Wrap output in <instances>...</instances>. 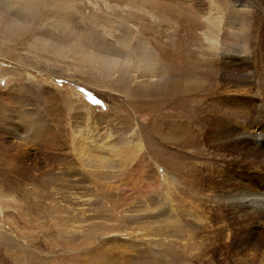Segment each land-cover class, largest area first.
Returning <instances> with one entry per match:
<instances>
[{
  "label": "rangeland",
  "instance_id": "rangeland-1",
  "mask_svg": "<svg viewBox=\"0 0 264 264\" xmlns=\"http://www.w3.org/2000/svg\"><path fill=\"white\" fill-rule=\"evenodd\" d=\"M16 1L21 5L22 0ZM4 3L0 0V10L8 12L13 8ZM204 3L207 0H38L35 9L25 8L16 12L24 23L23 27L28 28L25 44L20 45L19 42L17 49L13 44L7 48V42L1 38L15 43L23 33L12 38L0 31V156L9 158L12 155L10 159H3L10 164L4 165L0 173V264L264 262V217L227 209L220 211L214 203L202 207L207 227L205 224H190L191 219L187 215L189 191H194L203 200L205 195L218 197L241 186L237 183L238 169L250 163L249 158L254 151L251 143L257 145L258 140L253 141L251 137L244 144L232 137L248 133L249 127H239L234 121H220L210 139H206L210 152L222 147L230 157L243 159L239 167L237 162V166L230 170V176L223 168L224 163H219L212 171L205 173L198 170L189 178L188 161L179 158L173 161L174 145L164 143V140H160L159 145L156 143L157 132L153 131L156 121H169L179 115L180 110L186 113L185 105L164 107L163 102L159 107L162 101L151 99L154 94H149L157 89L156 86L139 100L132 92L126 99L125 90L105 85L106 81L99 82L103 77L93 64L94 50L99 46L97 41L107 43L112 39L106 26L122 25L135 31L137 37L134 39L131 36L132 41L128 45L133 46L137 44V39L142 40L151 61L156 56L169 65L170 71L185 69L192 72L193 79L200 81V88L193 93L199 96L216 95L223 92L224 87L234 91L236 88L220 76L232 78L228 71L238 75L237 64L232 63L235 60L228 54L219 56L211 52L201 33L199 9L204 8ZM33 13L34 16H31ZM37 34L48 41L44 48L41 42L33 41ZM31 44L33 51L27 47ZM122 46L123 43L113 42L112 47H107L119 51L117 48ZM172 55H175L174 58ZM221 56L229 62H221ZM248 57L245 71L249 70L247 78H252L251 50ZM211 60L220 63L215 64V71H210L208 63ZM167 74L162 78L166 83L173 79L171 75L174 73ZM249 84L250 80L248 89ZM86 93L99 100L100 104H92ZM161 99L167 100L164 97ZM132 100L138 103L134 106ZM167 101L173 103L176 100ZM149 103L152 108L148 107ZM161 109L165 110L161 113L163 119L154 120L153 117ZM223 124L228 131L225 135L219 133ZM45 127L48 130L43 137L36 139L38 136L35 133ZM88 130L98 138L104 135L126 143L132 155L128 165L114 168L115 164H106L101 154L95 156L97 160L101 158L96 167L79 164L75 158L69 160L73 155L72 151L69 152L71 140L78 133L83 137ZM228 135L231 141L224 144L225 149L219 143L229 138ZM163 147H167L169 152ZM65 154L67 159L63 157ZM49 174L59 175L63 185L80 190L83 198L88 199L81 213L85 220L80 222L78 231L68 229L61 210L53 207L57 199L52 194L55 187L50 188L47 184ZM162 176L167 180L164 185L168 190L162 185ZM262 181L263 178L258 184L254 181L249 186L256 185L260 189ZM172 208L175 209L180 231L171 236L170 243L165 244L166 249L157 247L161 214L164 215V211L170 213ZM171 212L174 213L173 210ZM162 226V231L166 232L164 224ZM191 227L197 229L194 237L200 247L197 260H191L189 254ZM141 238L151 240V245L150 241L143 243ZM204 244H208L210 253L203 254L201 247Z\"/></svg>",
  "mask_w": 264,
  "mask_h": 264
},
{
  "label": "bare ground",
  "instance_id": "bare-ground-1",
  "mask_svg": "<svg viewBox=\"0 0 264 264\" xmlns=\"http://www.w3.org/2000/svg\"><path fill=\"white\" fill-rule=\"evenodd\" d=\"M3 1L8 7H13V10L11 8L9 9L10 11L8 10V12L5 11V9L0 10L1 34L2 32H6L12 38L13 36L19 35L21 32L23 34L20 35L19 38H16L15 43L12 40H7L6 38L1 39L7 42V48L10 46V44H13L15 46L14 48L17 49L19 42L20 45L27 42V40H25V32L28 31V28L23 27L24 23L17 17L16 12H22L25 8H30V10L35 9L34 7L38 0H35V2H32V0H22L21 5L17 3L16 0ZM10 2L12 3V5L9 6ZM159 4L161 5L162 3ZM18 6L21 8H17ZM203 6L204 8L202 10L199 9V19L201 21V33L208 43V49L211 50V52L219 54V56L222 53H224L225 55L228 54L229 57L231 56L232 59L236 61L235 63V61L232 62L230 60V62H232L233 64H237L236 66H234L238 68V75L235 76V74H233L234 72L232 73L228 71L229 75L232 74V78H224L225 76H220V78L225 80V82L227 81L228 83H230V86L232 88H236L235 90L232 89L234 91L227 90L223 86V92L216 95H211L210 93L208 96H199V94L193 93L200 88V81H198L197 79H193L194 77L192 72L185 69H176L175 71H170L169 65H166V63L162 59L156 58V56L151 61L150 57L147 56L148 50L146 49V45L142 40L137 39V44H133V46L128 45L129 41L131 40V36L134 37V39L137 37L135 36V31L130 30L122 25L118 27H109L108 25V27L106 26V28L109 29L107 34L109 36H112V39L107 43H104V41H97V44L99 45L98 47H100V49H98L97 47V49L94 50L93 64L95 70L100 74L101 77H103L100 78L99 82L106 81L105 85L119 87L121 90H125L126 93L124 92V95L126 96V99L130 98L129 94L131 95L132 92V94L139 100L141 96H144L145 93L150 91L149 89L151 87L156 86L157 89H155V91L149 92V94H154L153 98L151 99L162 101L159 107L163 105V102H165L164 107L171 106L173 108H178V105L180 104H183V106L185 105L184 110L186 111V113H182L180 110V114L173 116L170 119L171 121H166L167 119L156 121V125L153 131H156L158 135L156 137V143L160 145V140H164V143L169 142V144L174 145L175 150H172L171 154V158L173 161H177L178 158V160L181 161H188V167L190 168L189 178L194 176V174L198 170L205 171V173L208 171L210 172L214 169V167H216V165H219V163H224L223 168L225 167V171L228 172L227 174L228 176H230L232 173H230V170L234 166H237V162L239 163V167L240 162H242L243 159H238V157H230V155H227L223 151L222 147H218V150L215 152H210L209 149L211 147H208L206 141L210 139L214 132V128L216 126H219L220 121H222L223 123H225V121H234L239 127H249L248 133H244L242 135L238 134L239 136L235 135V137H232L234 140L239 139L241 143L248 142L247 140L251 137L253 141L254 139L258 140L257 145L251 143V147L254 151L252 153V157L249 158L250 163L241 165L238 169L240 173L237 183H240L241 186L236 190L233 189L232 191L223 194L222 196L216 197L212 195L209 197V195H205V198H203V200H201L198 194H196L194 191H189L188 193L189 207L187 215L189 216V219H191L190 224H205V227H207L208 225L205 222L206 220L203 219L202 207H205L206 204L207 206H210L211 203H214L216 206H218L220 211L227 209L231 210V212L234 213H249L254 217H264V149H262L264 148V0H207V3H204ZM31 16H34V13ZM64 17L65 15L62 16V18ZM35 40H37V42H41L42 48H44L46 46V43L48 42L46 38L38 34L36 35V37H34L33 41L35 42ZM113 42L115 44L123 43L124 46H122V48L125 49L122 50V48H117L119 51H114L108 48L107 46H113ZM28 46L30 50L33 51V45H27V47ZM170 46L171 45H169L168 47ZM249 50L252 51V78H247L250 71L247 69L245 71V68L247 67L246 63L249 62L247 59ZM217 60H222L221 62H229L224 59V56H221L220 60L217 58ZM208 64L211 68L210 71H213L212 69H214L215 71L216 68H214V66L215 64H218V62L216 63V61H214L213 63V61L211 60ZM167 73L174 74L171 75L173 76V79H170L171 81H168L166 83V80L162 78ZM223 73H221V75H223ZM249 80L251 81V85L249 84L250 88L248 89L247 84L249 83ZM131 86H136L137 88L134 89ZM163 97L167 98V100L170 99L176 101H174L173 103H170L167 100L163 101V99H161ZM137 103L138 101L132 102L134 106ZM148 107L152 108L151 103L148 104ZM175 110L176 109H174L173 111ZM164 111L165 110L161 109V112L156 113L157 115L153 117V119L155 120L157 118H162L163 116H161V113H163ZM220 127L222 129H219V133L225 135L228 131L225 128L224 124ZM47 130L48 128L45 127L44 130L35 133L36 136H38L36 137V139L43 137ZM217 137H219V135ZM228 140L231 141L230 136L229 138L220 141V146L223 145V148H225L224 144H226ZM119 141L117 142L114 138H109L108 136L104 135L103 137L98 138V135L94 134V132H92L91 130H88L83 137L80 136V133H78L70 142L71 145L69 152L71 153L72 151L73 155H70L69 160H74L75 158L79 162V164L87 165L88 167H96L98 166V163H101V158L100 160H97L95 159V156L101 154V156H104L106 164L114 163V168H123L128 163L132 155L130 148H127L126 146L127 144ZM136 146L140 147L139 144H137ZM176 146L179 149H177ZM163 149H166L167 152H169V149L167 147H163ZM179 151L181 153H179ZM182 152H184V154ZM112 154L113 156H111ZM13 156L14 158H16L15 155ZM10 157H12V155ZM10 157L8 158V156L5 155L0 156V173H2L4 165L8 166V164H10L9 160V162H7L3 159H10ZM63 157L66 159L68 158L66 154ZM175 158L176 160H174ZM95 160L97 161L95 162ZM58 176L49 174V179L47 182L50 188L55 187V192L52 194L56 197L57 202L53 207L56 209L59 208V210H61L60 212H62L63 214H61L62 218L67 221V227H69L68 229L78 231L80 222L82 220H85L82 218L83 215L81 216V213H83V205L87 203L88 199L86 200L83 198V194L80 193V190L71 186L68 187L67 185H63L61 178H58ZM262 178L263 181L260 183V189L259 187H256V185L253 187L249 186V184L254 181L256 182V184H258ZM166 183V178L162 176V185L165 189H167V187H165L164 185ZM30 203L32 204V202ZM32 205L35 204L33 203ZM54 208L53 210H55ZM172 210L174 213L171 212ZM172 210L169 209L170 213L168 214H166V211H164V215L161 214V218L159 217V221L161 222V224L159 223L158 226V231H160V238L159 241L156 240L157 247L165 248V244L170 243L171 236L176 235L180 231L177 227L178 223L177 218H175V209L172 208ZM213 213L216 214L214 210ZM162 224H164V229H167L166 232L162 231ZM142 225L144 226V224ZM193 228L191 227L190 229V240H192V242H189V254L191 260L194 258L197 260L200 252V247H198L199 243H197L194 238L197 234V229L195 228L196 230H194ZM152 235V237H154V234ZM140 240L145 244L150 241L149 244L151 245V240H143L142 238ZM129 244L131 243H128V245ZM207 245L204 244L202 245L203 247H201V249L203 250V254L210 253V247H208ZM9 262L10 261H8L7 263Z\"/></svg>",
  "mask_w": 264,
  "mask_h": 264
},
{
  "label": "snow or ice",
  "instance_id": "snow-or-ice-1",
  "mask_svg": "<svg viewBox=\"0 0 264 264\" xmlns=\"http://www.w3.org/2000/svg\"><path fill=\"white\" fill-rule=\"evenodd\" d=\"M81 91L83 92L84 89H81ZM86 95H87L88 100H89L92 104H96V105L100 104V101L97 100V99H95L91 94H87V93H86Z\"/></svg>",
  "mask_w": 264,
  "mask_h": 264
}]
</instances>
